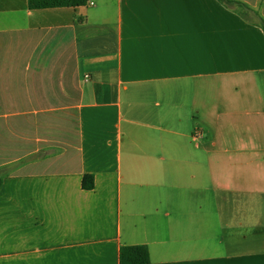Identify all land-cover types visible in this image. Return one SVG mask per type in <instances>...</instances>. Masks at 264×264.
I'll use <instances>...</instances> for the list:
<instances>
[{
    "label": "crops",
    "instance_id": "0c3cea01",
    "mask_svg": "<svg viewBox=\"0 0 264 264\" xmlns=\"http://www.w3.org/2000/svg\"><path fill=\"white\" fill-rule=\"evenodd\" d=\"M29 1L0 0V264H122L138 244L145 264H264L257 19Z\"/></svg>",
    "mask_w": 264,
    "mask_h": 264
},
{
    "label": "trees",
    "instance_id": "16d2710c",
    "mask_svg": "<svg viewBox=\"0 0 264 264\" xmlns=\"http://www.w3.org/2000/svg\"><path fill=\"white\" fill-rule=\"evenodd\" d=\"M229 7H237L241 9L242 15L252 20L256 18L258 23L264 28V18L257 10L248 4L239 0H220ZM86 3V0H30V8H47L59 6H76ZM1 183V180H0ZM82 185L85 189H92L95 186L94 175L85 174ZM121 263L122 264H145L150 262L149 247L145 244L126 245L121 248Z\"/></svg>",
    "mask_w": 264,
    "mask_h": 264
},
{
    "label": "built area",
    "instance_id": "2783aa9c",
    "mask_svg": "<svg viewBox=\"0 0 264 264\" xmlns=\"http://www.w3.org/2000/svg\"><path fill=\"white\" fill-rule=\"evenodd\" d=\"M84 80L87 81V78H85ZM195 136H196V137H201V136H202V135H201V132H200V131H196V132H195Z\"/></svg>",
    "mask_w": 264,
    "mask_h": 264
}]
</instances>
